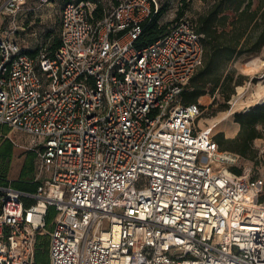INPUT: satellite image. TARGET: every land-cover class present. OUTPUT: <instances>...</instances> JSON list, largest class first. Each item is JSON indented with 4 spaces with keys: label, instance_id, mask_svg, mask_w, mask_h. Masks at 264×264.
Listing matches in <instances>:
<instances>
[{
    "label": "built area",
    "instance_id": "1",
    "mask_svg": "<svg viewBox=\"0 0 264 264\" xmlns=\"http://www.w3.org/2000/svg\"><path fill=\"white\" fill-rule=\"evenodd\" d=\"M24 3L0 5V127L34 140L47 177L34 193L1 180L0 264H39L45 234L50 264H264V176L235 174L182 100L205 57L191 21L137 49L158 0L101 19L71 2L55 55L33 58L10 37Z\"/></svg>",
    "mask_w": 264,
    "mask_h": 264
},
{
    "label": "rangeland",
    "instance_id": "2",
    "mask_svg": "<svg viewBox=\"0 0 264 264\" xmlns=\"http://www.w3.org/2000/svg\"><path fill=\"white\" fill-rule=\"evenodd\" d=\"M3 1L0 0V5ZM97 1L110 8L122 0ZM161 1L168 4V8L160 20V25L169 23L174 25L181 18L176 20L178 9L185 7L184 0ZM185 1L187 6L183 17L194 22L214 2V0ZM159 3L161 5L160 1ZM256 5L257 0H254V6ZM63 7L64 4L60 0H25L17 17V32H11L10 37L18 41L24 51L34 52L39 48L42 53H48L53 40L60 37ZM8 18L4 14L0 16V32L6 30ZM49 32H52V38L47 40ZM253 61H257L258 65L255 66ZM203 67H205V61L197 71L203 72L198 74L196 81L190 80L189 87L199 83L203 76L208 80H216L214 75L217 73L222 76V79L218 85L208 83L207 94L198 99L203 110L202 116L196 123L198 129L210 130L216 142L223 138L231 141L226 144L225 151L239 157L237 164L233 167L242 170L241 174L250 173L253 178L264 176V128L258 127L262 137L247 145L246 156H243L237 152L241 149L243 140L236 139L240 125L235 119L236 114L246 113L257 105L263 104L264 47L258 53L234 56L229 61L224 56L219 58L215 71L209 75L207 69ZM233 87H235V93L227 103L225 96ZM34 144V140L22 132L7 127L0 128V175L8 183L15 186V184L28 183L32 179L33 182L41 183L47 177V174L41 171ZM8 149H12V154L8 153Z\"/></svg>",
    "mask_w": 264,
    "mask_h": 264
},
{
    "label": "trees",
    "instance_id": "3",
    "mask_svg": "<svg viewBox=\"0 0 264 264\" xmlns=\"http://www.w3.org/2000/svg\"><path fill=\"white\" fill-rule=\"evenodd\" d=\"M60 1H62L65 6L71 2L79 3L86 0ZM159 1L161 2V5L158 13L152 17L151 21L144 23L143 32L135 42L137 49H143L154 44L161 39L172 26V23L164 26L160 25L161 18L167 12L168 4L163 3L161 0ZM183 4L185 7L178 9L176 20L179 17H181L180 19L184 18L183 16L187 6L185 0L183 1ZM107 8L108 7L102 3H99L95 12V18L101 19L104 16V10ZM191 23L193 24L195 31L203 37L202 42L205 51V67L203 68L205 70L207 69L208 75L215 71L219 58L224 56L226 57V60L229 61L234 56H240L247 53H258L264 47V0H257L256 7L254 6V0H214L213 4L209 6L207 11L201 14L196 22L191 21ZM51 38L52 32H49L47 34V40H50ZM60 46L61 36L53 40L49 52L46 54L53 57ZM25 53L33 58H37L42 51L38 48L34 52L25 51ZM201 72L203 71H199V73L197 72V75L195 74L191 81H196L198 74L200 75ZM214 76V78H217L216 80H208L203 76L199 83L190 87L187 86L182 94L183 103L186 105L193 103L200 104L198 99L207 94V84L214 83L218 85L222 79V76L217 73ZM234 93L235 87H233L225 96V101L227 103L230 101ZM200 106L202 108V105ZM235 119L240 125V131L236 139L243 140L241 149L237 150V152L246 156L247 145L252 143L255 139L262 137L258 127L262 126L264 128V103L257 105L246 113L236 114ZM4 127L6 128V126L0 128ZM229 142L231 141L228 139H219L217 142L219 149L221 151L227 150L226 144ZM8 153L12 154V149H8ZM231 170L238 175L242 173V170L234 167H232ZM1 180L8 184L4 177L0 175V182ZM30 182H33V179L28 183L15 184V186L11 185L16 189L34 193L37 191L40 183ZM55 217L56 209L51 207L47 216V229L50 230L52 228V223ZM49 250V236L40 237L36 255L39 264H50Z\"/></svg>",
    "mask_w": 264,
    "mask_h": 264
},
{
    "label": "bare ground",
    "instance_id": "4",
    "mask_svg": "<svg viewBox=\"0 0 264 264\" xmlns=\"http://www.w3.org/2000/svg\"><path fill=\"white\" fill-rule=\"evenodd\" d=\"M255 66H257L258 65V62L257 61H253L252 62ZM248 65H249V63H248ZM264 100V99H263ZM262 100V103H264V101Z\"/></svg>",
    "mask_w": 264,
    "mask_h": 264
}]
</instances>
